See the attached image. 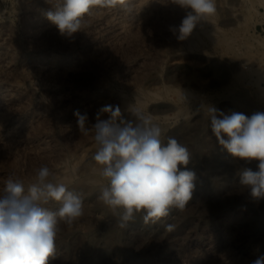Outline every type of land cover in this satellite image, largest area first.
<instances>
[{
	"label": "rangeland",
	"instance_id": "1",
	"mask_svg": "<svg viewBox=\"0 0 264 264\" xmlns=\"http://www.w3.org/2000/svg\"><path fill=\"white\" fill-rule=\"evenodd\" d=\"M57 3L0 0V193L9 177L27 189L47 166L52 182L83 200L71 224L58 218L48 264H252L264 256V198L239 182L259 161L231 157L207 113L264 112V0H214L215 13L183 40L173 29L189 10L178 0H101L71 35L46 18ZM107 104L119 105L123 120L135 121L134 109L150 115L162 140L187 147L196 180L184 209L154 223L137 214L120 228L98 199L108 180L93 160L91 125ZM76 111L88 115L87 135Z\"/></svg>",
	"mask_w": 264,
	"mask_h": 264
},
{
	"label": "clouds",
	"instance_id": "2",
	"mask_svg": "<svg viewBox=\"0 0 264 264\" xmlns=\"http://www.w3.org/2000/svg\"><path fill=\"white\" fill-rule=\"evenodd\" d=\"M101 0H58L46 18L61 33L71 35L81 28V19ZM110 2V0H108ZM189 10L178 28V39H185L202 18L216 11L214 0H178ZM211 132L219 145L238 160L259 161L257 171L244 168L239 182L253 198H264V112L246 116L226 114L208 106ZM106 114L107 119L102 116ZM80 132L88 134V115L76 111ZM135 121L123 120L119 105L107 104L96 114L91 125L98 149L93 160L101 167L108 185L98 199L118 216L120 228H127L137 214L147 223L166 217L171 208L184 209L192 199L196 173L187 168L190 153L175 137L161 139L162 128L138 109ZM47 166L38 169L30 186L12 177L0 193V264H48L56 252L58 218L71 224L83 215L82 198L65 184L49 179ZM51 201L62 202L58 211L47 207ZM122 210V211H120ZM171 228V225L167 226ZM252 264H264L259 256Z\"/></svg>",
	"mask_w": 264,
	"mask_h": 264
},
{
	"label": "bare ground",
	"instance_id": "3",
	"mask_svg": "<svg viewBox=\"0 0 264 264\" xmlns=\"http://www.w3.org/2000/svg\"><path fill=\"white\" fill-rule=\"evenodd\" d=\"M202 58V57H201ZM209 243V242H208ZM211 244V243H210ZM206 250V249H205ZM207 251V250H206ZM211 252V251H210ZM213 257V256H212Z\"/></svg>",
	"mask_w": 264,
	"mask_h": 264
}]
</instances>
